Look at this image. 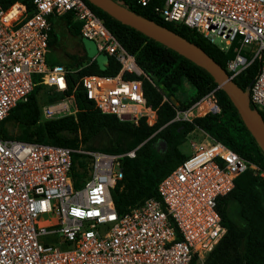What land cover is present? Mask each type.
<instances>
[{
    "label": "built area",
    "instance_id": "obj_1",
    "mask_svg": "<svg viewBox=\"0 0 264 264\" xmlns=\"http://www.w3.org/2000/svg\"><path fill=\"white\" fill-rule=\"evenodd\" d=\"M135 2L219 52L230 51L223 70L231 81L256 61L247 102L264 112V0ZM66 15L82 39L119 65L114 76L83 75L69 88L74 72L46 62L49 18ZM139 77L145 76L134 57L84 0H29V8L0 0V123L37 83L57 97L39 105L38 123L75 118L79 90L100 114L152 128L157 113L146 104ZM216 90L186 110L174 109L171 122L218 115ZM202 135L158 182L159 200L146 199L122 214L114 209L111 191L122 179V160L133 158L136 148L113 155L0 138V264H203L225 232L218 200L237 176L249 172L264 180V172ZM73 155L86 166L84 178L74 175Z\"/></svg>",
    "mask_w": 264,
    "mask_h": 264
},
{
    "label": "trees",
    "instance_id": "obj_2",
    "mask_svg": "<svg viewBox=\"0 0 264 264\" xmlns=\"http://www.w3.org/2000/svg\"><path fill=\"white\" fill-rule=\"evenodd\" d=\"M16 1L29 8V0H1V3L9 5ZM112 1L193 43L222 69L225 67V61L231 57L230 51L219 52L215 46L209 44L193 31L162 22L151 12L148 6H141L135 0ZM84 2L103 21L106 29L122 48L134 57L135 63L145 76L139 77V79L146 104L156 110V124L154 127L148 128L142 121H139V124L134 126L128 121H119L113 116L102 115L93 108L91 102L85 100L79 90L75 93V104L78 108L75 119L64 117L38 123L39 105H37L35 93L40 88L45 87L35 83L26 100L17 103L6 116L23 130V135L17 139L18 141L46 143L77 149L79 144L85 141L87 135L103 129L129 132L135 135L138 143H144L135 150L133 158L122 160V179L111 191L113 206L118 214L140 205L146 199L159 200L156 194V186L166 174L187 157L181 154L177 147L183 143L185 136L194 129H198L221 142L238 156L257 165L264 172V155L243 126L229 99L221 90L215 91V97L220 108L218 115L196 117L189 122H170L174 116V111L172 106L163 100V95L167 90L175 91L181 79H186L195 90L193 100L184 109L216 88L212 78L203 69L133 29L121 25L85 0ZM56 21L54 23L50 21L48 48L52 46L54 27L59 25H63L72 36L79 37L78 25L73 23L69 16L58 17ZM106 59L107 63L102 66L100 71L95 69V62L91 61L84 75L114 76L119 65L110 57H106ZM62 63L63 61L59 60L56 64L61 65ZM68 64L69 67H74L71 63ZM257 69L258 63L254 61L233 82L240 89H245L256 74ZM81 76L83 74L77 72L68 75V87L70 88ZM54 98L57 97L51 95L45 102ZM259 114L264 122V112ZM163 125L165 126L159 130ZM77 132L82 136L80 139L76 137ZM0 138L7 139L1 135V131ZM80 158L78 155L72 156L74 171L75 163L78 164ZM74 175L77 176L76 173ZM77 177L81 178L80 176ZM233 183V189L220 198L217 203V212L225 229V235L206 255L203 264H226V261L218 256L219 251L226 252L228 246L233 252H237L242 244L247 246L250 260L254 262L256 260V264H264V180L251 175L249 172H244L237 176ZM245 189L250 195L248 202H243L239 194ZM248 262L249 260L244 256V258L239 259L238 263L232 264H248ZM190 264H194V262L191 261Z\"/></svg>",
    "mask_w": 264,
    "mask_h": 264
},
{
    "label": "rangeland",
    "instance_id": "obj_3",
    "mask_svg": "<svg viewBox=\"0 0 264 264\" xmlns=\"http://www.w3.org/2000/svg\"><path fill=\"white\" fill-rule=\"evenodd\" d=\"M53 38L54 42L52 43V46L48 48L45 56L46 62L48 64L54 65L60 60L63 61L61 65L67 70L84 75L88 68L87 64H89L93 60L95 62V69L98 71L102 69L103 56L96 53L95 46L92 42L75 39L74 37L69 35L65 30H56L54 32ZM79 43H86L89 45L87 50L88 54L86 55V58H81L77 53V46ZM91 43L93 44L94 50L92 48ZM93 55H96V57L93 58ZM67 63H71L74 67H69V64L67 65ZM51 94V91L45 88H40L35 93L37 105H40L45 102L48 97L51 96ZM194 96V88L187 82L186 79H181L175 91L167 90L164 92L163 100L167 101L170 106H172V110L175 109L180 111L187 109H184V107L189 104L191 100H193ZM193 104H191L190 106H192ZM195 117L196 116L192 118ZM138 124L139 122L137 123V125ZM164 126L165 125L161 126L159 130L162 129ZM0 131L1 135L7 139L17 140L23 135V130H21L12 120L8 119L7 117L0 124ZM76 137L80 139L82 136L79 132H77ZM202 140V133L197 130H193L185 136L182 145L179 146V148L177 147V150L181 154L189 155L192 150V145L199 144L202 142ZM143 143L144 142L138 143L137 138L132 133L103 129L94 132L90 135H87V137H85V141L81 142L79 144V147L85 150L98 151L114 155L124 154L135 148L138 149ZM78 165V169H75V173L77 174V176L84 178L86 175V166L81 161L78 162ZM247 192V189H245L241 193L239 192L243 202L249 201L250 195ZM224 235L225 232L220 238V240L224 237ZM226 248H228L226 252L219 251L218 253V256L226 261V264L238 263L239 259L244 258V256L246 259L249 260L248 264H256V260L255 262L250 260L248 248L245 244L240 245L237 252H233L231 249H229L228 246Z\"/></svg>",
    "mask_w": 264,
    "mask_h": 264
},
{
    "label": "water",
    "instance_id": "obj_4",
    "mask_svg": "<svg viewBox=\"0 0 264 264\" xmlns=\"http://www.w3.org/2000/svg\"><path fill=\"white\" fill-rule=\"evenodd\" d=\"M85 1L121 25L133 29L203 69L212 78L216 88L221 90L229 99L243 126L264 155V122L261 115L248 105V86L245 89H240L227 77L224 70L199 47L165 27L135 14L123 5L112 0Z\"/></svg>",
    "mask_w": 264,
    "mask_h": 264
},
{
    "label": "crops",
    "instance_id": "obj_5",
    "mask_svg": "<svg viewBox=\"0 0 264 264\" xmlns=\"http://www.w3.org/2000/svg\"><path fill=\"white\" fill-rule=\"evenodd\" d=\"M61 17H63V16H61ZM58 17H55V16H51L50 18H49V23H50V21H52L53 23L54 22H57L56 21V19H57ZM56 30H58V31H60V30H65L69 35H71L66 29H65V27L63 26V25H59V26H57V27H54V30H53V33L56 31ZM79 35V34H78ZM72 36V35H71ZM72 37H74V36H72ZM80 37V36H79ZM79 37H74L75 39H79V40H84V39H82L81 37L79 38ZM84 41H88V40H84ZM54 42V38L52 39V43ZM89 42V41H88ZM92 44V43H91ZM88 47H89V45L88 44H86V43H79L78 44V46H77V53H78V55L81 57V58H86V55L88 54L87 53V50H88ZM92 48H93V50H94V47H93V44H92ZM47 50H48V48H47ZM97 53V52H96ZM98 54V53H97ZM96 54V55H97ZM96 55H93V58H95L96 57ZM100 55H102L103 56V62H102V66L103 65H105L106 63H107V59H106V56L105 55H103V54H100ZM46 60V59H45ZM93 61V60H92ZM58 65V64H57ZM194 130H197V131H199L200 133H203V132H201L200 130H198V129H194ZM182 145V144H181ZM181 145H179V146H181ZM179 146H178V148H179ZM192 151V150H191ZM191 153V152H190ZM189 153V154H190ZM184 156H187L188 154H183Z\"/></svg>",
    "mask_w": 264,
    "mask_h": 264
}]
</instances>
